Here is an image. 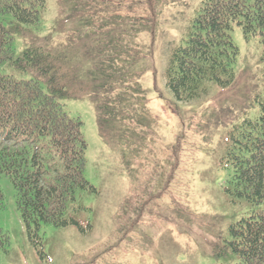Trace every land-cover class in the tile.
I'll use <instances>...</instances> for the list:
<instances>
[{
	"label": "rangeland",
	"instance_id": "rangeland-1",
	"mask_svg": "<svg viewBox=\"0 0 264 264\" xmlns=\"http://www.w3.org/2000/svg\"><path fill=\"white\" fill-rule=\"evenodd\" d=\"M202 1L107 0L111 8L106 15L113 22L123 19L126 28L132 22L144 27L134 42L145 56L142 84L153 117L148 122L151 130L128 138L125 149L115 133L112 142L103 137L90 98L59 97L68 114L83 122L88 144L84 174L95 190H79L67 211L79 224H41L31 239L12 181L1 175L5 207L0 210V229L7 242L0 248V264L236 262L231 252L217 258L214 250L228 235V227L250 207L226 192L232 169L223 159L232 124L259 114L256 98H264V36L247 38L235 24L231 36L239 54L234 82L225 87L209 82L203 98L176 100L166 80L170 52L188 37ZM60 11L59 0H47L39 35L55 33ZM54 42L68 40L60 33ZM28 43L13 30L15 56ZM3 72L28 76L7 62ZM37 239L39 244L33 242Z\"/></svg>",
	"mask_w": 264,
	"mask_h": 264
},
{
	"label": "trees",
	"instance_id": "trees-1",
	"mask_svg": "<svg viewBox=\"0 0 264 264\" xmlns=\"http://www.w3.org/2000/svg\"><path fill=\"white\" fill-rule=\"evenodd\" d=\"M59 1L55 33L39 35L47 0H0V176L12 181L31 239L41 224H79L67 211L79 190H95L84 174L88 144L83 122L68 114L59 97L90 98L103 137L112 142L115 133L125 149L128 138L151 130L153 118L142 84L145 56L134 42L144 27L132 22L126 28L123 19L113 22L106 15L111 8L107 0ZM235 24L247 38L264 36V0L202 1L188 37L170 52L166 80L176 100L203 98L209 82L222 87L234 82L239 54L231 36ZM13 30L29 39L17 56ZM60 33L68 42H54ZM6 62L28 76L4 73ZM256 102L258 116L232 124L223 159L232 169L226 192L250 207L214 250L217 258L231 252L234 264H264V98ZM4 207L0 187V210ZM6 242L0 229V248Z\"/></svg>",
	"mask_w": 264,
	"mask_h": 264
}]
</instances>
